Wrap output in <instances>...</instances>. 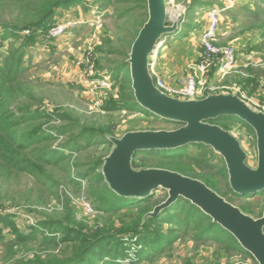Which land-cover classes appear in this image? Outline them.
I'll return each instance as SVG.
<instances>
[{
    "label": "rangeland",
    "instance_id": "obj_1",
    "mask_svg": "<svg viewBox=\"0 0 264 264\" xmlns=\"http://www.w3.org/2000/svg\"><path fill=\"white\" fill-rule=\"evenodd\" d=\"M167 8L169 25L176 17L180 16V21L176 33L163 37L157 52L150 57L155 73L174 87L184 83L191 66L201 60L207 14L217 8L221 17L215 45L236 48L237 59L227 73L211 72L210 84L218 87L215 94L241 93L249 104H256L253 108L264 109V40L261 38L264 17L254 20L247 11H259L260 0H167ZM16 14V10L0 9V20L13 21ZM147 19V1L84 0L68 10L59 9L51 27L38 31L31 43L19 41L14 33L0 29V96L4 100L1 112L7 115L10 110L13 115H20L18 134L37 131L43 139L42 144L35 142L25 149L17 148L18 143L13 145V153L7 158H23L33 163L41 149L52 157L43 164L36 162L34 170L27 172L14 168L0 155V217L10 215L14 223L0 219V264H47L70 257L72 253L62 254L66 245L55 248L45 243L51 235L43 226L47 218L58 224L51 223L50 227L58 239L62 224L83 226L94 232L121 229L136 218L124 208L116 214L102 213L99 210L102 204L96 197V181L102 160L113 149L106 136L121 138L128 132L172 131L183 126L166 123L142 107H135L127 61L141 23ZM69 21H77L79 25L57 37L50 36L53 28ZM185 25L191 26L188 31ZM26 32L22 35H28ZM249 72H254L257 78L256 92L245 86ZM230 131L241 141L248 164L255 167L254 133L240 123ZM143 156L135 157V167L165 169L159 168L155 161L144 162ZM196 157L202 161L194 162ZM185 162L194 165L193 177L210 172L219 182L224 198L244 213L254 218L263 214L264 192L234 195L224 176L225 162L211 148L191 144L186 149ZM182 164L185 163L179 165ZM92 168L95 172L88 181L81 175ZM153 196V204L160 205L168 193L158 189ZM18 235L32 237L20 242L16 240ZM138 248L135 243L131 255ZM156 257L136 262L126 260L127 257L117 262L257 264L254 259L232 253L228 258L213 241L196 240L190 233L184 235L180 231L173 244Z\"/></svg>",
    "mask_w": 264,
    "mask_h": 264
},
{
    "label": "water",
    "instance_id": "obj_2",
    "mask_svg": "<svg viewBox=\"0 0 264 264\" xmlns=\"http://www.w3.org/2000/svg\"><path fill=\"white\" fill-rule=\"evenodd\" d=\"M146 1L148 19L133 42L127 61L134 98L149 113L183 126L172 131H135L121 138L108 137L113 149L103 160L104 181L122 198L146 199L158 189L167 191V199L145 219L157 217L180 198L190 201L230 233L257 264H264V211L260 218H254L198 179L167 169L133 165V158L139 152L204 145L223 158L233 193L247 196L264 192V112L233 93L180 100L161 92L149 70L150 57L157 52L163 37L176 33L180 16L172 19L170 26L167 0ZM220 117L238 118L252 128L257 142L255 167L248 164L247 152L231 131L209 123Z\"/></svg>",
    "mask_w": 264,
    "mask_h": 264
},
{
    "label": "trees",
    "instance_id": "obj_3",
    "mask_svg": "<svg viewBox=\"0 0 264 264\" xmlns=\"http://www.w3.org/2000/svg\"><path fill=\"white\" fill-rule=\"evenodd\" d=\"M106 1L111 2V0ZM141 1L146 3V0ZM82 2H84V0H0V9H11L17 11L16 17H14L13 21L0 20V29H3L4 31L8 30L14 33V37L19 41L31 43L35 41L38 31L46 30L47 27H51L50 25H52L51 23L54 21V17L59 9L68 10L69 8ZM260 2L262 4V8H260L259 11L247 9L248 13L251 14V16H254V20L256 18L264 17V0H260ZM146 21L147 20H144L143 23H141L140 30ZM185 27V30L188 31L191 26L185 25ZM25 31H29L30 33L28 35H22ZM138 33L136 37L138 36ZM261 38L264 40V33L261 35ZM258 45L260 46L261 44ZM256 79L257 78L254 72H249L246 80L247 85L245 84V86L250 88V91L252 92H256L258 88ZM133 100L135 107L138 108V104L134 98ZM3 105L4 100L2 95L0 96V155L5 157L4 159L9 160L5 161L11 162L14 168L24 169L27 172H32L31 170H34L33 168L35 167L36 162L43 164L46 161H50L52 157H50L49 153L45 152L43 149L37 151L34 157L35 162L33 163L25 162L23 158H7L11 155V153H13V145L18 143L17 148L25 149L28 145L35 142H41L42 144L43 139L37 131H30L29 133L25 131L18 134V121L21 118L20 115H13L10 113V110H8L9 112L5 115V113L1 112ZM144 111L148 113V111ZM151 116L154 117L152 114ZM164 121L166 123H175L166 120ZM209 123L219 125L228 131H230L232 126L236 123H240L254 133L252 128L235 117H220L215 120H210ZM108 137L109 136H106V140L110 143L108 141ZM192 145H196L204 149L209 148L204 145ZM189 146L191 145L176 150H155L136 153L133 158V165L135 157L138 155H144L141 159L144 162L155 161L159 168L169 169L185 176L203 181L208 186L211 185V188L214 191L224 197L225 194L223 195V193H221L220 184H218L219 182L215 180L210 172L195 177L191 175L195 173L193 171L194 165H190L185 162L186 149ZM201 161L202 160L199 157L194 158V162L200 163ZM181 162L185 164L179 165ZM21 163L26 164V166L23 167ZM184 165L188 166L183 167ZM94 170L95 168H92V171L82 174L81 176L90 181L92 173L95 172ZM224 176L229 179L226 167ZM98 178L99 179L96 181V183H98L96 197L102 204L99 210L104 214H116L124 208L129 211V215H135L136 218L130 222H126L121 229L96 230L94 232L85 230V227L83 226L74 227L68 224H62L59 230V234H61L59 239L56 237V233L50 230L52 225L51 223H55L53 225L58 224L56 222H52V220L48 218L43 220L44 229H48L51 234L48 236L45 243L49 246H55V248L58 245H66L62 254L72 253V255L66 259L51 261L47 264H120L118 262L120 260H125L127 257L128 258L126 260L130 261L131 259H135V262L152 260L156 256L159 257L167 247H170L173 244L174 239L178 236V231L183 232L184 235L190 233L196 240L213 241L215 245L222 247V250L228 258L231 257L232 253L236 256L241 255L244 256V258L249 257L253 259L248 252L243 250L240 244L230 233L225 231L218 224L214 223L209 216L203 213L190 201L180 198L171 207L163 210L157 217L145 219V216L151 213V211H153V209L159 204H153L152 199L154 194L146 199L122 198L109 189L101 173L98 175ZM229 190L231 189L229 188ZM233 194L236 195L235 193ZM167 197L168 196H166L163 201H165ZM261 216L262 213H260L259 218ZM2 218L5 219V222L14 224L10 221V215L5 217L1 216L0 219ZM165 230L166 232H164ZM28 237L32 236L18 235L16 240L26 242L30 240ZM126 239L127 241L125 242ZM135 243H138L139 248L136 252H133V255H131V250ZM140 254L142 255L139 256ZM112 257L113 261L109 262ZM31 264L44 263L38 262Z\"/></svg>",
    "mask_w": 264,
    "mask_h": 264
},
{
    "label": "built area",
    "instance_id": "obj_4",
    "mask_svg": "<svg viewBox=\"0 0 264 264\" xmlns=\"http://www.w3.org/2000/svg\"><path fill=\"white\" fill-rule=\"evenodd\" d=\"M220 17L221 10L217 8H214L208 12V26L203 32L201 41L203 48L200 56L201 60L197 64L191 66L190 74L180 87H174L160 78L154 71V64H150V73L152 76L154 75L153 78L155 85L161 92L180 100H201L210 94H215V92L218 91V87L210 84L209 74L211 72L213 73L214 71L218 73H227L234 67L237 59L236 48L232 46H228L226 48H217L215 45V39L220 24ZM77 25H79V22L77 21H69L67 24H60L57 26V28L52 29L50 36L53 38L57 37L66 29L76 27ZM26 33L29 34L30 32L27 31ZM105 80L106 77L104 78L103 83H106ZM237 94L243 100H245V97L241 95V93ZM253 105L251 106L253 107ZM255 109L264 112V109L259 110L257 107H255Z\"/></svg>",
    "mask_w": 264,
    "mask_h": 264
}]
</instances>
